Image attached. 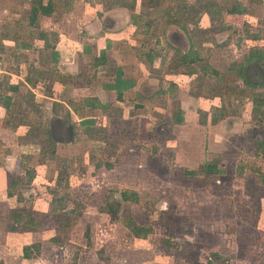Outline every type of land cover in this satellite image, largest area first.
<instances>
[{"label": "rangeland", "instance_id": "obj_1", "mask_svg": "<svg viewBox=\"0 0 264 264\" xmlns=\"http://www.w3.org/2000/svg\"><path fill=\"white\" fill-rule=\"evenodd\" d=\"M94 1L102 3L105 10L126 9L134 25L127 33L135 51L132 58L140 59L143 51L158 47L154 42L161 41L166 29L175 25L196 22L210 27L209 32L197 38L201 43L196 46L207 43L203 52L222 76L200 74L187 78L181 81V92H210L217 97L214 104L218 105H213L209 114H189L183 126L166 123L170 114L164 110L157 113L158 128L145 127L144 117L136 116L134 121L116 123L115 135L110 133V136L108 131L92 132L99 142L94 147L90 143V148L86 144L84 152L88 147L89 159L85 153L83 159L81 150L77 155L76 150L72 151L75 167L68 170L64 157L70 152L55 146L50 134V112L40 105L34 107L31 98L24 105L16 101L13 110L6 113L3 130L28 122L29 136L19 140L39 141L38 152L45 156L33 158L30 148H24L28 151L25 157L18 155L21 148H17V153V135L4 136L1 132L0 162L8 154L18 155L22 173L35 164L42 173L37 175L29 192L42 199L51 198L47 183L57 190L53 193L56 205L35 223L36 231L44 239L39 251L42 257L29 261L32 264H264V179L260 175L264 173V156L256 147V142L264 138V0ZM237 3L246 7V11L229 13ZM79 11L75 8L72 17L65 16L60 6L53 26L80 34L76 24ZM11 22L9 15L0 14L1 83L23 77L29 70L28 63L46 54L43 47L29 45L30 53H26L7 45L11 37L40 38L37 32L31 34L28 30H21L19 35L18 31L9 29L13 26ZM51 32L56 35V31ZM252 53L263 56L257 62V57L251 60ZM206 64L201 62L199 67ZM242 67L247 81L240 74ZM173 94L168 101L174 107L172 113L180 109V101L176 99L180 92L175 89ZM163 100L159 96L156 103ZM29 107L35 108L37 120L32 121L25 114ZM112 115L113 111L109 116ZM201 120L214 124L212 137L208 135L209 128L196 126ZM138 128L145 137L138 136ZM103 144L109 149L100 151ZM102 155L105 161L100 166L97 158ZM42 160L45 165L40 164ZM106 161L113 166L108 168ZM207 163L217 165L223 172L202 173ZM18 174L17 182L28 184L27 178ZM124 191L137 192L138 198L124 200ZM25 194L22 198L28 193ZM57 217L62 218L59 225ZM131 220L152 227L153 231L146 238L136 237L127 226ZM38 248L33 246V256Z\"/></svg>", "mask_w": 264, "mask_h": 264}, {"label": "crops", "instance_id": "obj_2", "mask_svg": "<svg viewBox=\"0 0 264 264\" xmlns=\"http://www.w3.org/2000/svg\"><path fill=\"white\" fill-rule=\"evenodd\" d=\"M42 1L43 4L52 1L53 12L45 15L38 10L37 17L32 23V9L34 6L37 7L34 0H0V14L9 15L13 21L11 22L13 26L9 29L18 31V34L21 30H28L31 34L37 32L42 38L31 35L26 39L23 36L11 37L6 44H11L14 48L22 50L19 52L26 53H30V47L46 49L43 58L37 56V60L28 63L29 70L23 77L18 76L19 79L13 80L14 82H0V137L1 132L4 136L16 134L19 141L16 152L17 148H21L18 150L20 152H17L18 155L25 157L28 151L24 148H30L33 149V158L41 155L43 159L45 156V153L38 152L39 141L19 140L29 136L31 125L28 122L18 123V127L14 129L5 127L10 130H3L6 113L13 110L18 100L24 105L28 101L27 98H31L34 107L39 108L40 105L42 109L50 112L48 115L50 134L55 140V146L57 144L61 150L70 152L64 157L68 170L69 167H75L76 158L73 157L72 151L76 150L77 155V151L81 150L85 160L86 144L89 148L90 143L92 147L96 145L98 138L95 139L92 132L108 131L109 135L110 133L115 135L116 123L134 121L136 116L144 117L145 127L158 128L155 125L157 113L161 114L164 110L170 114L165 119L166 123L183 126L189 114L191 116H198L200 112L209 114L214 108L213 105H218L217 102L214 104L217 97L210 92H181L183 85L181 81H186L187 78L192 79L200 74L207 77L222 76V73L213 67V62L207 59L208 55L203 52V47L207 43H203V47L196 46L197 43H201L197 42V38L201 37L202 33L209 32L210 27H202L196 22L192 25L170 27L166 29L161 41L155 40L154 43L158 47H152L146 53L143 51L145 54L142 52L143 56L138 59L132 58L135 51L127 33H130L134 25L130 23L126 9L113 7L111 10H105L102 3L94 0ZM74 3L77 6H74ZM60 6L65 16L72 17L76 13L75 8L80 10L76 20L80 34L73 32L72 29L70 32L60 31L53 26L54 16ZM123 15L127 18H123ZM51 31H56V35L53 36L55 32ZM207 41L210 42V39ZM29 45L31 46L28 47ZM201 62L207 64L199 67ZM175 89L180 92L176 99L180 101L181 110L177 108L172 113L171 109L174 107L168 101L171 95H174ZM159 96L164 99L161 104L156 103ZM44 104L46 108H43ZM34 109L29 107L25 112L32 121L39 118ZM111 111L112 117L109 116ZM203 123L201 120L196 126H201L205 130L209 128L208 135L212 137L211 127L214 124H211L210 120ZM139 131L138 128V136L145 137L144 131H140L142 134ZM5 139L2 138L1 141ZM4 145L7 146L6 143ZM89 148L87 147L85 153L88 155L87 160L90 157ZM104 148L109 149L107 144H103L99 150ZM18 155L13 157V154H8L7 158L0 162V264H10V261H13V264H32L29 260L36 261L42 257L39 251L44 239L40 238L39 232L36 231L35 223H39L43 215L57 203L52 192L56 188L52 187L50 182L47 183L48 186L46 185L47 192L51 195L48 200L34 195L33 191L29 192L30 187L36 182L37 175L42 171L33 164L22 173L20 169L22 166L18 167V161L20 162ZM104 157L105 155H102L97 158L100 166L104 165ZM43 161L40 164L45 165ZM106 162L110 164L108 168L113 166L112 162ZM84 166L88 167L89 164ZM18 173L21 177L27 178L28 184L17 182ZM25 193H28L27 196L22 198ZM25 225L31 229H26ZM13 226L18 229L13 230ZM36 242H40L38 252L35 251L36 255H32L33 247H30L29 257H25L24 247L32 246Z\"/></svg>", "mask_w": 264, "mask_h": 264}, {"label": "trees", "instance_id": "obj_3", "mask_svg": "<svg viewBox=\"0 0 264 264\" xmlns=\"http://www.w3.org/2000/svg\"><path fill=\"white\" fill-rule=\"evenodd\" d=\"M34 4H36L37 7L34 6L33 9H32V13H33V15L31 16L32 23H34V21H35V19L37 17L38 10H40L45 15H50L53 12V8L54 7H53V4H52V1L48 2V4H43V1L42 0H34ZM246 9H247L246 7H244L243 5L237 3V4H234L233 5V7L229 10V13H240V14H243L246 11ZM262 56H263L262 54H253L252 53L251 60H253V59H255V57H257L256 59L258 61H260L261 58H262ZM244 69L242 67L241 70H240V74L242 75V77L244 76L243 75L244 74ZM243 79L245 81H247L246 80V76L243 77ZM9 99L10 98L8 97V100ZM5 107H7V106H5ZM256 147H257L258 151H260L261 154L264 156V138H262V139H260V140H258L256 142ZM205 171H206V173L207 172H223L222 170L218 169L217 165L210 164V163H207L206 164V169L202 173H204ZM193 173H201V172H193ZM260 175H261V178L264 179V173L261 172ZM52 192L56 194L57 193V190H53ZM122 196H123V199L124 200H131L132 197L135 200L138 198V194L136 192H133V194H130L129 192L124 191L122 193ZM112 208H113V206H112ZM15 211L21 212L20 210H15ZM63 211H65V210H63ZM62 215L64 216V215H66V213H63ZM15 221H17V218H16ZM56 222L58 223V225L61 224L62 218H58L57 217V221ZM127 226L131 229V232L136 237H140V238H146L153 231V228L152 227L138 225V224H136L132 220L131 221H128ZM25 227H26V229L27 228L31 229L30 226L25 225ZM12 229L13 230H16L18 228L15 227V226H13ZM35 245L38 246V244H33L32 246H26V247H24V256L25 257H29V254H28L29 248L30 247H33Z\"/></svg>", "mask_w": 264, "mask_h": 264}]
</instances>
